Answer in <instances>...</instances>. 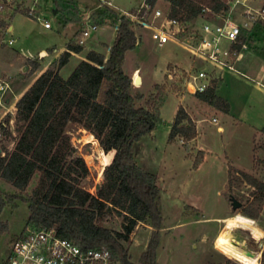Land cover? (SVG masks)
I'll use <instances>...</instances> for the list:
<instances>
[{
	"label": "rangeland",
	"instance_id": "rangeland-1",
	"mask_svg": "<svg viewBox=\"0 0 264 264\" xmlns=\"http://www.w3.org/2000/svg\"><path fill=\"white\" fill-rule=\"evenodd\" d=\"M113 1L120 9L103 8L99 6L98 0H63L64 6L68 5L70 8L68 12L56 8L53 0H0V3H3L0 21L4 20L6 23L0 26V65L5 72L14 76L11 79L13 92L19 91L38 75L40 70H35V65L41 66L38 60L44 59V54H37L38 50L58 48L65 41L66 33L69 36L74 33L71 42L76 43L80 29L94 21L102 26L84 38L86 49L95 46L98 40L109 43L114 39L113 26L119 24L120 10L133 11L139 1ZM226 1L231 4V0ZM248 2L257 6L254 0ZM79 5L86 9V13H90H81ZM160 6L169 9L166 1H161ZM35 9L39 11L40 19L33 17L37 14ZM242 9L238 6L233 11L239 19L243 17ZM20 10H28L31 16ZM102 12L104 14L101 16ZM206 20L220 21L215 19L213 12L206 9L196 21L186 23L188 28L182 35L183 38L190 36L192 29ZM43 21L50 22L51 27H44ZM9 25L13 26V29L9 30ZM132 27L138 36V42L135 48L126 52L122 69L132 77L131 91L136 96V104L146 106L156 114L154 133H150L147 139L145 137L144 141L137 145L135 153L141 166L156 171L160 189L163 185L160 200L163 226L159 229L157 262L252 264L216 246L221 255L213 248L218 235L227 232L233 243L242 245L248 253L259 254L257 264H264L261 262L264 250V195L237 172L245 171L264 182V130L258 131L257 128L264 125V93L258 91L252 82L245 78L229 76L222 88L227 95V102H230L227 115L183 88L178 71L180 67L190 68L193 64L205 67L199 60L191 63L192 59L184 42L172 40L160 46L152 39L150 31L144 25L132 23ZM78 28L80 29L77 31ZM10 39L11 44L8 43ZM27 53L35 57V60L28 61ZM187 60L190 62L187 63ZM185 63L187 64L184 65ZM73 64L74 61H69L64 66L63 75L73 68ZM137 68L140 69L139 74H142L143 82L139 75L135 78H140L134 81L133 74ZM183 97L185 107L180 103ZM179 106L184 108L195 124L196 119L203 121L199 127L198 141L197 135L189 140L180 136L168 140L172 118ZM213 117L218 119L217 124L212 121ZM6 118L10 120L0 144L5 151H10L17 136L15 110L14 115L9 114ZM218 125L222 126L221 130H218ZM66 133L77 154L83 157L90 170L83 186L89 192L95 193L112 152L106 151L89 131L77 123H68ZM37 178L38 176L34 175L23 191L0 179V194L29 193ZM231 197L238 200L241 206L233 209ZM183 201L196 203L201 210ZM246 210L256 215H248ZM28 215L26 202L19 198L5 200L0 210V264L6 259L12 241L27 226ZM237 215L252 219L253 226L236 223L234 217ZM209 217L219 219L216 223L208 222L206 218ZM101 224L113 230H122V219L115 214L107 216ZM152 230L153 228L144 222H139L133 228L128 241L124 243L131 261H138Z\"/></svg>",
	"mask_w": 264,
	"mask_h": 264
},
{
	"label": "trees",
	"instance_id": "trees-1",
	"mask_svg": "<svg viewBox=\"0 0 264 264\" xmlns=\"http://www.w3.org/2000/svg\"><path fill=\"white\" fill-rule=\"evenodd\" d=\"M53 1L56 8L70 11L63 0ZM164 1L169 4V17L184 23L201 17L204 9L219 13L229 8L226 0ZM20 11L30 15L28 10ZM5 24L0 21V26ZM137 42L131 20L123 15L107 57L90 50L63 77L60 69L72 52L82 49V45L70 42L56 62L42 71L18 98L14 146L5 151L0 144V179L23 191L34 175L38 178L29 193L0 194V210L5 200L19 198L28 206L27 226L54 228L61 237L81 246H106L120 264H159L156 254L163 223L161 189L157 175L140 166L135 153L136 142L155 128L156 114L136 104L132 77L122 69L126 52L135 48ZM243 43L244 36L240 35L233 47L240 50ZM218 85L219 80L214 79L206 91L196 96L228 112L229 103L215 92ZM68 123L81 125L106 151L112 152L95 193L83 186L90 170L66 133ZM0 128L2 134L7 132L3 125ZM196 135L194 121L179 106L168 140L176 136L189 140ZM237 172L264 195V182L245 171ZM245 213L256 215L248 210ZM112 214L121 217L122 230L101 224ZM139 222L148 223L153 230L138 261L133 262L124 243ZM261 262L264 263V250Z\"/></svg>",
	"mask_w": 264,
	"mask_h": 264
},
{
	"label": "built area",
	"instance_id": "built-area-1",
	"mask_svg": "<svg viewBox=\"0 0 264 264\" xmlns=\"http://www.w3.org/2000/svg\"><path fill=\"white\" fill-rule=\"evenodd\" d=\"M138 1L139 4L133 11L121 9V16H127L134 24L144 25L150 31L152 39L160 46L172 40L184 42L192 59L191 63L199 60L205 64V67L193 64L190 68L180 67L178 70L183 88L191 94L206 91L212 81L220 76L221 71L234 68V61L240 50L234 48L233 44L248 28V22L264 26V1L253 6L248 0H231L228 10L213 13L215 19L220 21H203L192 29L190 36L183 38L182 35L187 31L188 26L169 17L168 9L160 6L163 0ZM98 2L103 8H116L113 0H98ZM238 6L243 8L242 19L237 18L233 13ZM2 10L3 3H0V12ZM43 25L46 28L51 27L48 21H43ZM98 26L94 21L87 23L80 29L76 43L82 45L84 38ZM8 43L11 44L12 40L10 39ZM174 72L176 74L175 70ZM169 73L168 75L171 76ZM9 89V81L0 75V125L6 129L10 120L9 118L6 120V116L14 115V110L9 107ZM212 121L216 124L218 122L216 118ZM218 129H221L219 125ZM2 264H120V262L113 257L106 246L85 247L61 237L54 228L26 226L12 241L10 251Z\"/></svg>",
	"mask_w": 264,
	"mask_h": 264
},
{
	"label": "crops",
	"instance_id": "crops-1",
	"mask_svg": "<svg viewBox=\"0 0 264 264\" xmlns=\"http://www.w3.org/2000/svg\"><path fill=\"white\" fill-rule=\"evenodd\" d=\"M164 1V0H163ZM264 0H254V2H257V3H260ZM167 5L169 6L168 2H167ZM79 10L81 11V13L83 12V14L86 13V9L79 5ZM116 8L118 9L119 7L116 6ZM115 8V9H116ZM33 9V8H32ZM36 10V9H35ZM37 11V10H36ZM102 10H100L101 12ZM55 12V11H54ZM94 12V11H93ZM90 12L87 11L86 14H89ZM39 11H37V14L35 15L37 19H40V15H39ZM85 14V15H86ZM196 21V20H195ZM104 25H107V24H104ZM102 25H99L98 27H101ZM114 27V39H115V36H116V32H117V25L113 26ZM63 28L66 29V25L63 24ZM8 29L11 30L13 29V26H8ZM80 28L77 29V31L79 30ZM98 29V28H97ZM243 36H244V43L239 51V54L238 56L236 57L235 61H234V68L233 69H229V68H226L224 69L223 71H221V74L220 76L217 78L219 80V85L218 87L216 88V94L226 100L227 99V95L226 93H224V91L222 90L223 86L227 83L228 81V77H234V78H245L247 80H249V82H252L253 86L258 90L260 91L261 93H264V26H261L257 23H249L248 22V28L245 29L243 31ZM74 37V33L72 35H68V33H66L65 35V41L57 48V47H53V48H49V49H46V48H41L38 50L37 54L39 55H42L44 54V59H41V60H38L39 63H41L42 65L37 67L35 70H40L38 75L44 71L47 67H49L52 63L56 62V60L59 58V56L67 50V46L68 44L72 41ZM114 39L112 38V40L114 41ZM137 39H138V36H137ZM110 41L109 43H106V42H103V41H96V45L94 46H91L89 47L88 49H86V45L85 43L83 42L82 44V49L81 51L79 52H72L71 53V56L69 57V61H74V64H73V68L70 69V71H67L66 75H63L62 73V70L64 68V66L68 63H66L61 69H60V74L63 76V77H67L71 71L74 69V67L82 60V59H85L86 57V54L90 51V50H94V51H97V52H100L101 54H103L105 57L108 56L109 54V50H110V47L113 43V41ZM74 43V42H73ZM102 46V47H101ZM189 55V54H188ZM26 58H29V60H35V57L31 56L30 53H27V56ZM190 60H187V63H189ZM187 63H185L184 65H186ZM178 64V62L176 63ZM27 66H24V68H26ZM39 68V69H38ZM140 69L137 68V71L136 73L133 74V77H134V81L136 80L135 76L136 75H139L141 77V82H143V76L142 74L140 73ZM5 74V75H4ZM0 75L3 76L4 78H6L9 83H10V89L8 91V95H9V107L13 110H16V107H15V104H16V101L18 100V98L24 93V91L30 86V84L34 81V79L38 76H36L32 81H30L29 83L23 85L19 91L17 92H13V89L11 87V79L14 77V76H11L10 74H8V72H5L4 69L1 68V65H0ZM10 80H9V79ZM13 92V93H12ZM10 93L12 95H10ZM13 97V98H12ZM164 102V101H163ZM184 107H185V100H184V97L181 99V102ZM230 103V102H229ZM162 110V109H161ZM187 110V109H186ZM220 110V109H218ZM177 111V110H176ZM230 111V110H229ZM228 112H225L227 115H229ZM176 113V112H175ZM188 114V113H187ZM189 115V114H188ZM175 116V114H174ZM173 116V118H174ZM190 116V115H189ZM172 118V119H173ZM213 118H216V117H213ZM212 118V119H213ZM170 119V121L172 120ZM217 119V118H216ZM218 120V119H217ZM169 121V122H170ZM196 130H197V141H198V134H199V127H200V124L203 122L202 120L200 119H196ZM264 123V122H262ZM222 129V126L219 125ZM262 127H257L258 128V131H262V128H264V125H261ZM218 128V127H217ZM220 129V130H221ZM219 130V129H218ZM153 134L154 133V130H152L151 132L145 134L143 137H141V139L139 141L136 142L135 144V149L137 147V145L143 140L144 141V138L146 137L147 139V136L149 134ZM199 150H202L200 147H198ZM162 161H163V158H161V164L162 165ZM139 164V163H138ZM140 165V164H139ZM141 166V165H140ZM143 167V166H142ZM144 168V167H143ZM147 169V168H145ZM147 170H150L152 171L153 173L156 174V171L155 170H151V169H147ZM158 179V178H157ZM163 180V179H162ZM162 189H163V185H162ZM161 189V191H162ZM161 197H162V193H161ZM184 202V201H183ZM181 202V203H183ZM185 204H188L196 209H200L199 205L196 204V203H193V202H184ZM208 220V222H215L219 219L218 217H209V218H206ZM163 226V225H162ZM213 248L218 251L220 254V250H217V247H216V244L213 243ZM222 255V254H221ZM156 257H157V254H156Z\"/></svg>",
	"mask_w": 264,
	"mask_h": 264
},
{
	"label": "bare ground",
	"instance_id": "bare-ground-1",
	"mask_svg": "<svg viewBox=\"0 0 264 264\" xmlns=\"http://www.w3.org/2000/svg\"><path fill=\"white\" fill-rule=\"evenodd\" d=\"M137 78H140V77L137 76L135 82L137 81ZM234 220L236 221V223L243 225V226L250 227V226H253L254 224V221L252 219L242 216V215L235 216ZM216 246L220 250L244 262L252 263V264H257L258 262V256H259L258 253H255V254H251L252 252L248 253L242 245L233 243L230 237L228 236L227 232H224L218 235V237L216 238Z\"/></svg>",
	"mask_w": 264,
	"mask_h": 264
},
{
	"label": "water",
	"instance_id": "water-1",
	"mask_svg": "<svg viewBox=\"0 0 264 264\" xmlns=\"http://www.w3.org/2000/svg\"><path fill=\"white\" fill-rule=\"evenodd\" d=\"M0 151H1V148H0ZM230 199H231V205L233 209H236L241 206V203L238 200H236L234 197H231Z\"/></svg>",
	"mask_w": 264,
	"mask_h": 264
}]
</instances>
